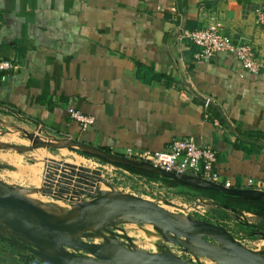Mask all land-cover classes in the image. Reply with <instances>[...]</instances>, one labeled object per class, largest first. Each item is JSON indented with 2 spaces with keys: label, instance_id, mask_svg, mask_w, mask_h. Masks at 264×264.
<instances>
[{
  "label": "crops",
  "instance_id": "crops-1",
  "mask_svg": "<svg viewBox=\"0 0 264 264\" xmlns=\"http://www.w3.org/2000/svg\"><path fill=\"white\" fill-rule=\"evenodd\" d=\"M255 5L0 0V59L17 63L13 71L0 70V114L36 125L54 142L72 139L126 159L127 148L166 150L173 138L189 137L214 149L216 183L264 190V72L240 74L228 54L199 58L183 37L218 21L264 61ZM72 110L92 122L82 128ZM63 148L114 165L75 145L55 149ZM165 187L197 193L182 184ZM256 220L264 228V217Z\"/></svg>",
  "mask_w": 264,
  "mask_h": 264
},
{
  "label": "water",
  "instance_id": "water-1",
  "mask_svg": "<svg viewBox=\"0 0 264 264\" xmlns=\"http://www.w3.org/2000/svg\"><path fill=\"white\" fill-rule=\"evenodd\" d=\"M3 145L20 151L75 145L110 163L153 173L182 185L245 199H264L262 189L227 188L198 176L168 172L147 162L116 156L72 139L35 142L30 146ZM213 203L235 213L242 212L241 209L216 201ZM113 221L152 223L169 241L193 254L204 255L213 262H191L167 251H141L105 237L102 243L78 238L82 231H91ZM247 224L253 228L252 233L264 239L263 228ZM6 245L13 249L12 253L17 251L16 257L7 255L9 250ZM67 248L88 255L73 253ZM22 250L35 256L39 264H264V250L254 251L246 247L220 224L191 216H178L154 201L135 194L99 190L93 198L75 203L69 210L55 213L25 199L15 188L0 179V261L7 259L11 264H30L29 259L20 253Z\"/></svg>",
  "mask_w": 264,
  "mask_h": 264
},
{
  "label": "rangeland",
  "instance_id": "rangeland-1",
  "mask_svg": "<svg viewBox=\"0 0 264 264\" xmlns=\"http://www.w3.org/2000/svg\"><path fill=\"white\" fill-rule=\"evenodd\" d=\"M54 141L52 136L40 131L34 124L0 114V179L15 188L21 195L28 194L27 197L30 200L45 204L62 203L63 209L61 208L58 212L69 210L71 205L93 198L99 191L95 188H107L106 183L114 190L150 199L178 216H191L220 224L246 247L254 251L264 250V239L252 233L253 228L247 224L260 225L256 220L259 217L251 212L235 213L220 205L198 200L197 203L203 212H195L193 209L195 199H204L198 193L185 191L182 188L159 193L149 184L143 185L130 177H122L118 173L114 176L115 170L101 167V161L88 160L70 148L65 150L64 148L36 147L31 149L32 151H17L10 146L2 145L6 143L30 146L35 142ZM146 223L152 227V234L156 237L147 238L146 225L134 221H113L111 224L108 222L101 226L111 240L129 248L146 252L167 251L191 262H213L204 255L193 254L169 241L152 223ZM97 235H99L98 232L87 230L82 231L78 238L89 242H95L97 239V243L105 241L103 237ZM67 250L84 256L88 255L80 250L70 248Z\"/></svg>",
  "mask_w": 264,
  "mask_h": 264
},
{
  "label": "built area",
  "instance_id": "built-area-1",
  "mask_svg": "<svg viewBox=\"0 0 264 264\" xmlns=\"http://www.w3.org/2000/svg\"><path fill=\"white\" fill-rule=\"evenodd\" d=\"M250 1L256 3L254 8L256 23L264 26V0ZM183 37L197 47L195 56L199 58L210 59L217 54H228L234 58L236 69L240 74H261L264 72V61L257 56L253 46L241 39L233 40L222 31L221 24L218 21H213L200 29L184 31ZM16 67V61L0 59V70L13 71ZM209 103L210 99L207 96L203 97V106L206 107ZM69 115L78 121L82 128L87 127L92 122L90 116L76 110L70 111ZM126 153L127 157L134 161L147 162L168 172L194 175L211 182H215L217 178L214 149L208 144H197L189 137L173 138L166 150L136 151L127 148ZM96 165L99 164L96 163ZM101 167L115 170L114 176L118 173L122 177H130L139 183H143V185L149 184L159 193L168 191L161 181L146 179V177L133 173L123 166L106 163L101 164ZM224 186L228 187L229 181H225ZM197 200L202 202L196 199L193 209L195 212L202 213L203 210Z\"/></svg>",
  "mask_w": 264,
  "mask_h": 264
},
{
  "label": "trees",
  "instance_id": "trees-1",
  "mask_svg": "<svg viewBox=\"0 0 264 264\" xmlns=\"http://www.w3.org/2000/svg\"><path fill=\"white\" fill-rule=\"evenodd\" d=\"M78 152H81V151H78ZM82 154L90 156L89 154L84 153V152ZM114 165H117V164H114ZM118 166H121V165H118ZM125 168H127L133 173H140L144 175V177H146L147 179L150 178L149 180L151 179L159 180L164 185H171V186L180 185L174 180L161 177L153 173L145 172V171L138 170L132 167H125ZM187 187H189L191 190L197 191V193L203 198L214 200L228 207L238 208V209H241L247 212H251L253 214L255 213L260 214L261 216H258V217H264V199H245V198H240V197L233 196V195L223 194V193L209 190V189H197V188L190 187V186H187Z\"/></svg>",
  "mask_w": 264,
  "mask_h": 264
},
{
  "label": "bare ground",
  "instance_id": "bare-ground-1",
  "mask_svg": "<svg viewBox=\"0 0 264 264\" xmlns=\"http://www.w3.org/2000/svg\"><path fill=\"white\" fill-rule=\"evenodd\" d=\"M83 176V175H81ZM89 180V179H88ZM106 187L107 188H104V189H101V188H95V189H98V190H101V191H113L114 189H112L111 187H109L106 183H105ZM94 188V187H93ZM94 192V191H93ZM95 193V192H94ZM76 194V193H75ZM75 194H72V195H75ZM78 194V193H77ZM21 195V194H20ZM90 195V194H89ZM23 196V195H21ZM76 196V195H75ZM78 196V195H77ZM24 197V196H23ZM25 199L27 200H30L29 198H27L26 196L24 197ZM31 202H33L34 204L44 208L45 210H48V211H52V212H55V213H58V210H60L61 208L63 209V206H62V203L61 204H54V203H40V202H36V201H33V200H30ZM110 224L112 222H109ZM138 224H144L146 225V237H150V238H153V237H156V236H153L152 234V227L147 224L146 222H138ZM91 231H95V232H98L99 235H97L98 237H105V238H108L109 239V236L105 233V229L99 225L97 226L96 228H94L93 230ZM161 238V237H160ZM95 242L97 243V239H95ZM150 243V242H149ZM74 253V252H73ZM211 262V261H210ZM212 263V262H211Z\"/></svg>",
  "mask_w": 264,
  "mask_h": 264
},
{
  "label": "flooded vegetation",
  "instance_id": "flooded-vegetation-1",
  "mask_svg": "<svg viewBox=\"0 0 264 264\" xmlns=\"http://www.w3.org/2000/svg\"><path fill=\"white\" fill-rule=\"evenodd\" d=\"M6 247L8 248V253H7V255L9 256L10 254L11 255H13L14 257H16V253H17V251H14V253H12V248H10V247H8L7 245H6ZM20 253L22 254V256H24V257H26V259H29V261H30V264H39V262H38V260H37V258L35 257V256H33V255H31L28 251H20ZM0 264H11L10 262H8L7 261V259L6 260H4V262H2V261H0Z\"/></svg>",
  "mask_w": 264,
  "mask_h": 264
}]
</instances>
